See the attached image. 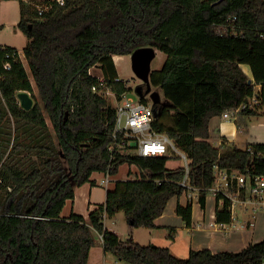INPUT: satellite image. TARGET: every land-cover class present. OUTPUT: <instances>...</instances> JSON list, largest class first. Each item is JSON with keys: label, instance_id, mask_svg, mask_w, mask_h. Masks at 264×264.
<instances>
[{"label": "trees", "instance_id": "trees-1", "mask_svg": "<svg viewBox=\"0 0 264 264\" xmlns=\"http://www.w3.org/2000/svg\"><path fill=\"white\" fill-rule=\"evenodd\" d=\"M18 25L29 38L27 65L18 55L7 57L18 48L0 46V264H88L97 242L131 264L264 259V239L241 250L199 248L179 257L168 246L142 244L132 235L136 227H155L169 200L189 190L182 184L186 174L202 207L215 164L264 174V143L231 144L220 152L210 141V121L225 109L245 104L237 119L244 133L247 121L262 114L264 0H20ZM142 46L166 54L150 75L151 85L164 93L157 97L154 125L191 159L188 173L183 165L169 166L170 156L109 150L116 140V107L93 89L98 78L90 70H100L117 94L130 91L115 81L114 55ZM21 90L34 99L30 109L20 105ZM253 96L257 103L251 105ZM168 116L171 125L164 122ZM124 163L135 164L140 175L117 180L87 217L61 216L94 171L117 174ZM228 207V200L217 207L218 222L232 220ZM119 212L129 222L125 239L104 223ZM177 213L191 225L192 203L179 204Z\"/></svg>", "mask_w": 264, "mask_h": 264}, {"label": "crops", "instance_id": "crops-1", "mask_svg": "<svg viewBox=\"0 0 264 264\" xmlns=\"http://www.w3.org/2000/svg\"><path fill=\"white\" fill-rule=\"evenodd\" d=\"M19 20H20V0H0V36L2 39H5L7 36V41L0 43V46H13L18 48V46L10 44V40H8V36H10L11 34L10 32L11 28H15ZM7 30L9 31L7 32ZM159 51L161 50L156 48V54ZM127 56L131 57V54L114 55V61L116 63V66H117L118 58H126ZM165 59H166V55L164 61ZM242 66L244 70L251 75L249 65L242 64ZM118 74L120 75L119 72ZM258 88H260V85H258ZM250 103L251 105L257 103L256 96H253L251 98ZM261 112L262 114L259 115L258 117H253L247 121L249 123L248 133H244L243 130L240 129V126L237 123L238 115L235 118H223L221 117V114L218 116H214L210 121V133H211L212 141H216L219 138L222 139L225 138L226 140L225 141L226 144L224 145L225 147H229L231 144L244 146L245 142L264 143V106L261 109ZM239 140L243 141L242 145L238 143ZM178 165H184V164H181L179 162L173 166L172 165L170 166L175 167ZM136 168L138 167L135 164H130V170L128 171V176L125 178L122 177L120 179L129 178V174H131V172H134L135 175L134 177H136L137 173L139 172V169L137 170ZM98 172H101L105 175V178L102 179L103 182H105L104 180L108 179V182H105L106 185H108L110 181H112L111 177H113L115 180L112 186L107 187L106 190H104L102 194V198H95L97 197L96 192L99 186L98 179L95 176V174ZM117 174H109V173L107 174L106 172H102V171H94L91 175V181L86 182L82 186L76 188L75 198L67 199L66 204L61 212V216L63 218H66L72 212H75L87 217L91 210H93L99 204H102L106 201L107 191L109 189L114 188L116 181L119 180L115 178L116 177L115 175ZM80 193H82V196L85 197V201L87 203L85 210H81L79 205H76ZM198 197L199 196L197 192H194L193 196L190 197L186 191L180 196L176 195L172 197L169 200L165 211L155 219L156 226L136 227L132 232L133 237L142 244L155 243L158 245L168 246L171 252L176 256L177 255L179 256V251H182V253H184V251L186 250L187 253L189 254L191 249H199V248H210L215 252L225 250L219 248L214 249L210 245H206L205 244L206 240L203 237V235L205 236V234H202L203 232H207L210 235L215 233L216 235H219L221 237L225 235V233H223L222 231L211 225V222L214 219L213 214L216 213L217 207L218 206L222 207L221 201H219L217 197L213 195L215 204L212 207H210L209 199L211 197V194H209L206 198V206L202 207ZM195 199L197 202V209L194 207ZM189 203H192V209H193L191 225H187L183 217L177 213V207L179 204L183 206H187ZM123 218H126L125 214L123 212H119L113 218L105 217L104 223L107 228L116 232L122 239H125L129 236L130 230H129L128 220L125 223ZM109 220L110 222H108ZM120 221H122V224L124 225L123 228H120L118 226V223ZM167 231H169V233L172 232L173 238L169 236V233H167ZM186 231H189L190 235H188ZM183 241L186 242L188 241L190 242V244L182 245ZM88 264H131V263L120 260L116 255L105 250L101 242H97L90 250Z\"/></svg>", "mask_w": 264, "mask_h": 264}, {"label": "built area", "instance_id": "built-area-1", "mask_svg": "<svg viewBox=\"0 0 264 264\" xmlns=\"http://www.w3.org/2000/svg\"><path fill=\"white\" fill-rule=\"evenodd\" d=\"M59 1L64 3V0ZM233 19L235 20L236 16ZM16 55L23 59L24 55L20 50L7 53V57ZM5 67L10 69V62H7ZM95 70L97 69L92 68L90 70V73L98 78V84L93 85V89L103 93L108 99H110L108 97L110 95L116 100V104H114V107H116V123L113 132L116 140L109 145L110 152L115 153L123 150L131 152V149H137L136 153L140 155L182 158L184 160L183 166H185L188 173L191 159L177 146L167 132L157 129L154 125L157 119V108L155 107L156 102L153 100L151 93L138 94V98L131 96L129 91L119 95L107 85L103 73L102 75L97 74ZM115 81H124L129 86L127 81L122 79L119 74L115 77ZM148 96L151 99L150 101ZM244 107L245 104H241L227 108L222 112L221 117L235 118ZM210 141H212L211 138ZM133 142L136 143L135 146H133ZM212 142L220 147V152L226 151L228 148L224 144L222 145V138ZM249 149L251 150V148ZM259 154L264 155V151H260ZM104 181L108 182V179ZM182 184L189 187V190L186 192L190 197L193 196L194 192H197L196 189L188 185L187 174ZM210 194L217 197V199L219 197L222 206L228 200V209L231 211L232 220L230 222H218L217 214L214 213L211 225L223 233H230L236 227L233 220L236 213L235 208L238 205L242 206L245 211L252 209L254 216H258L261 212L264 213V174L243 173L236 169L228 171L226 168H221L215 164L214 184L210 187ZM254 225L256 224L251 218L243 224V227ZM258 264H264V259Z\"/></svg>", "mask_w": 264, "mask_h": 264}, {"label": "rangeland", "instance_id": "rangeland-1", "mask_svg": "<svg viewBox=\"0 0 264 264\" xmlns=\"http://www.w3.org/2000/svg\"><path fill=\"white\" fill-rule=\"evenodd\" d=\"M9 30H7L8 32ZM11 34L8 36V40H10V44L18 46L19 50L23 52L24 47L28 43V36L19 28L18 23L16 24L15 28H11L10 30ZM7 41V36L5 39H2L0 36V43L6 42ZM165 53L163 51L157 52L156 56L152 60V70L158 69L162 67L164 63V58H165ZM23 62L24 64L27 65V61L25 57L23 56ZM117 69L118 72L120 73V76L122 79L126 80L129 87H131V90L129 91V94L133 96L134 98H138V92L136 91V87L142 83V80L136 75L132 68V61L131 57L127 56L126 58H118L117 60ZM95 72L98 74L102 75V72L100 70H95ZM146 84H144L143 89H146ZM152 91H158L159 92V97L160 100L164 99V93L160 88H156L155 86H152ZM112 102V104H116V100L112 96H108ZM149 101L151 100L150 97L148 96ZM257 120V119H255ZM164 122L167 125H171V117L168 116ZM239 144H243V141L239 140ZM132 153H136L137 149H131L130 150ZM181 163L184 164V160L182 158H170L168 161V165H175L176 163ZM138 170V168H136ZM130 170V164L129 163H124L123 165L120 166L119 172L117 175H115L116 179L120 178H125L128 176V171ZM133 175V176H132ZM139 172L137 173L136 176H139ZM95 176L98 179V190H97V197L95 198H102V194L104 190H106L107 187H110L114 183V178L111 177L112 181H110V185H106L105 182L102 181L103 178H105V175L101 172H98L95 174ZM134 177V172H131L129 174V177ZM100 189V190H99ZM215 204V200L213 199V195L211 194V197L209 199V205L212 207ZM76 205H79L81 210H85L87 203L85 201V197L82 196V193H80L79 198L76 202ZM194 207L197 209V202L196 199L194 201ZM236 213L234 214V224L236 227L234 228V232L230 233H225L223 237L216 235L213 233L212 235L208 234L207 232H203L202 234L203 237L205 238V244L210 245L214 249H225V250H230V251H236V250H241L244 247L248 246L251 243H256L259 241H262L264 239V213L258 214V216H254L252 209L249 211H245L242 206L238 205L236 208ZM126 217V216H125ZM253 219L256 225L250 226V227H243V224L248 221L249 219ZM109 219V218H108ZM107 219V220H108ZM124 222H127V218H123ZM110 222V220L108 221ZM118 226L120 228H123L124 225L122 224V221L118 223ZM169 233V231H167ZM188 235H190L189 231H186ZM210 233V232H209ZM126 236V235H124ZM186 240V239H185ZM180 241V240H179ZM185 243V244H184ZM190 242L183 241L182 245H189ZM164 246V245H163ZM178 252V251H177ZM189 254L185 250L184 253L182 251H179V257H187ZM178 256V255H177Z\"/></svg>", "mask_w": 264, "mask_h": 264}, {"label": "water", "instance_id": "water-1", "mask_svg": "<svg viewBox=\"0 0 264 264\" xmlns=\"http://www.w3.org/2000/svg\"><path fill=\"white\" fill-rule=\"evenodd\" d=\"M156 56L155 46H142L138 47L131 53L132 68L136 75L142 80V83L136 87L139 95L151 93L153 100L156 102L159 97L158 91H152L150 82V75L152 72V60ZM146 84V89H143ZM21 107L30 109L34 104V99L28 90H21L17 93ZM135 146V142L132 143Z\"/></svg>", "mask_w": 264, "mask_h": 264}, {"label": "flooded vegetation", "instance_id": "flooded-vegetation-1", "mask_svg": "<svg viewBox=\"0 0 264 264\" xmlns=\"http://www.w3.org/2000/svg\"><path fill=\"white\" fill-rule=\"evenodd\" d=\"M148 94V93H147Z\"/></svg>", "mask_w": 264, "mask_h": 264}]
</instances>
